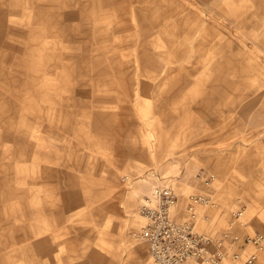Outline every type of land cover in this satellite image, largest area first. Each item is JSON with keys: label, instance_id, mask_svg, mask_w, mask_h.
I'll return each mask as SVG.
<instances>
[{"label": "rangeland", "instance_id": "rangeland-1", "mask_svg": "<svg viewBox=\"0 0 264 264\" xmlns=\"http://www.w3.org/2000/svg\"><path fill=\"white\" fill-rule=\"evenodd\" d=\"M156 187L264 227V0H0V264H154Z\"/></svg>", "mask_w": 264, "mask_h": 264}, {"label": "built area", "instance_id": "built-area-1", "mask_svg": "<svg viewBox=\"0 0 264 264\" xmlns=\"http://www.w3.org/2000/svg\"><path fill=\"white\" fill-rule=\"evenodd\" d=\"M186 200L183 219L173 216L178 196L171 187H156L140 201L138 212L145 222L137 236L147 244L154 264H227L229 255L233 264L239 260L238 264H256L258 254L264 251V227L242 237L230 229L210 236L198 231L196 224L200 219L198 208L212 207L214 201L209 195L200 193L190 194ZM249 246L254 250L241 258L237 248L245 250Z\"/></svg>", "mask_w": 264, "mask_h": 264}, {"label": "crops", "instance_id": "crops-1", "mask_svg": "<svg viewBox=\"0 0 264 264\" xmlns=\"http://www.w3.org/2000/svg\"><path fill=\"white\" fill-rule=\"evenodd\" d=\"M178 196V201H177V204H176V206H175V208H174V210H173V216L176 218V219H183L185 216H186V214H185V206H186V204H187V200H186V198L184 197V199H185V203H184V206L180 209V207H179V201H180V197H179V195H177ZM187 197V196H186ZM181 206H182V204H181ZM200 208V207H199ZM199 208H198V210H199ZM198 213H199V211H198ZM203 214V213H202ZM199 216L201 217L202 215H200V213H199ZM206 216H207V214H206ZM209 219V217L207 216V219H205V220H208ZM199 221V220H198ZM197 224H198V222H197ZM197 224H196V229H197ZM200 232H202V233H205V234H208V235H210V236H215V235H218V234H220L222 231H220V232H215V233H213V232H210V231H200ZM234 233V232H233ZM238 235V234H237ZM242 236H244V235H240V237H242ZM242 239V238H241ZM143 244L147 247V249H148V246H147V244L146 243H144L143 242ZM239 247H242V245L239 243ZM237 250L239 251V252H241V258H243V256H244V254H245V252L247 251V247H246V249L244 250L243 249V251L241 250V249H239V248H237ZM148 252H149V250H148ZM264 252V251H263ZM227 259L229 260L230 259V261H232V263H233V259H231V256L229 255L228 257H227ZM226 259V260H227ZM263 259H264V257H263ZM261 258H258L257 259V261H256V264H262L261 263ZM241 262V260H239V261H236V263L238 264V263H240Z\"/></svg>", "mask_w": 264, "mask_h": 264}, {"label": "bare ground", "instance_id": "bare-ground-1", "mask_svg": "<svg viewBox=\"0 0 264 264\" xmlns=\"http://www.w3.org/2000/svg\"><path fill=\"white\" fill-rule=\"evenodd\" d=\"M154 184V183H153ZM142 217V216H141ZM143 218V217H142ZM144 219V218H143Z\"/></svg>", "mask_w": 264, "mask_h": 264}]
</instances>
